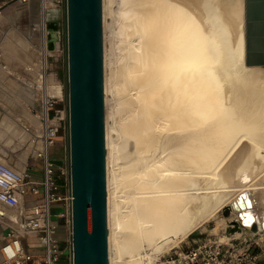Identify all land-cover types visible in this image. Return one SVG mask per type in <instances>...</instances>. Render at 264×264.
<instances>
[{
  "label": "bare ground",
  "instance_id": "6f19581e",
  "mask_svg": "<svg viewBox=\"0 0 264 264\" xmlns=\"http://www.w3.org/2000/svg\"><path fill=\"white\" fill-rule=\"evenodd\" d=\"M116 7L118 67L102 46L108 264H147L236 200L218 213L240 225L227 235L264 230V67L244 63L243 0Z\"/></svg>",
  "mask_w": 264,
  "mask_h": 264
},
{
  "label": "water",
  "instance_id": "95a60500",
  "mask_svg": "<svg viewBox=\"0 0 264 264\" xmlns=\"http://www.w3.org/2000/svg\"><path fill=\"white\" fill-rule=\"evenodd\" d=\"M64 15L71 264H108L102 1L66 0ZM243 24L244 63L264 67V0H243ZM59 39V22L46 21V49ZM238 203L219 214L238 210ZM239 228L232 220L225 232Z\"/></svg>",
  "mask_w": 264,
  "mask_h": 264
},
{
  "label": "crops",
  "instance_id": "0c3cea01",
  "mask_svg": "<svg viewBox=\"0 0 264 264\" xmlns=\"http://www.w3.org/2000/svg\"><path fill=\"white\" fill-rule=\"evenodd\" d=\"M60 15L59 9H49L47 21H53ZM37 19L36 0H0V160L15 169L25 171L28 180L37 182L36 192L15 193L17 206L0 204L4 212L0 216V246L9 239L7 233L25 219L24 209L43 197V189L39 184L41 162L34 156L35 150L40 147L37 137L39 123L34 114L37 94L32 87L38 69L37 48L41 35ZM55 107L65 108L60 96L56 99ZM49 156L55 162L66 161L67 130L64 126L58 128ZM57 182L58 192L66 193L68 186L65 178L60 175ZM63 207L62 201L52 203L51 214L57 218V222H54L57 237L62 235L65 239L67 226L64 219L57 216ZM20 240L24 250L31 255L28 262L37 264L42 259V247L36 237L20 236ZM60 260L67 263L65 252Z\"/></svg>",
  "mask_w": 264,
  "mask_h": 264
},
{
  "label": "built area",
  "instance_id": "2783aa9c",
  "mask_svg": "<svg viewBox=\"0 0 264 264\" xmlns=\"http://www.w3.org/2000/svg\"><path fill=\"white\" fill-rule=\"evenodd\" d=\"M26 1V0H21ZM37 2V24L41 29L38 44V69L35 80L32 84L37 94V106L34 114L39 123L37 137L40 140V147L35 150L34 156L41 162V178L39 184L43 189L41 200L34 202L24 209L26 217L17 224V227L10 230L0 246V264H27L31 255L24 250L20 236H35L42 247V259L37 264H59L61 255L65 252L67 263L71 264L72 249L70 238V180L68 157L64 166H56L49 156V149L53 144L56 132L66 119V107H55L57 97L49 92V86L53 83L49 80V69L47 66L50 52L46 49V16L49 9L57 8L65 12L66 0H36ZM51 82V83H50ZM56 171H59L67 182L68 190L64 194L58 192ZM37 182L28 180L25 171L15 169L0 160V204L6 206H17L15 193L26 191L36 192ZM62 201L63 210L57 216L63 218L67 226L66 238H59L56 235V225L52 220L51 204ZM4 212L0 208V216ZM61 240L63 245L61 246ZM164 264V263H163ZM166 264H264L258 260L256 253L247 246L244 249L223 246L218 242L212 250H206L205 243L197 245L170 256Z\"/></svg>",
  "mask_w": 264,
  "mask_h": 264
},
{
  "label": "rangeland",
  "instance_id": "374dc122",
  "mask_svg": "<svg viewBox=\"0 0 264 264\" xmlns=\"http://www.w3.org/2000/svg\"><path fill=\"white\" fill-rule=\"evenodd\" d=\"M112 1V2H111ZM117 2L118 0H107V6L104 9V15H103V9H102V46L106 48V53L111 56L114 60H119L117 63L114 61V66L118 67L121 62V44L116 43V40L120 38V35H115L117 30V16L116 9H117ZM115 7V8H114ZM112 11V12H111ZM209 11H211L209 9ZM114 12V13H113ZM116 12V13H115ZM59 30H60V39L58 42L57 47L50 52V59H48V69H49V80H51L53 83H58L61 85V89L57 90L58 96H60L61 101L65 104L66 107V48H65V15L64 11L61 12V15L59 16ZM116 26V27H115ZM116 28V29H115ZM115 32H114V31ZM113 31V32H112ZM116 39V40H115ZM119 41V39L117 40ZM103 48V47H102ZM121 50V51H120ZM109 52V53H108ZM38 53V48H37ZM108 70V71H107ZM103 76L105 77V73L109 72V69L103 68ZM113 101V100H112ZM110 104H114L111 103ZM105 106V105H104ZM108 111V108L104 107V114L106 115ZM104 116V120H105ZM62 125H65L66 128V119ZM67 130V128H66ZM54 163L60 167L64 166L65 160L61 162H55ZM56 178L60 177L59 171H56ZM261 172L258 174L260 175ZM215 180L212 181L211 185H213ZM217 181V180H216ZM215 181V182H216ZM221 183L225 184H231L235 183L234 180L223 178L220 181ZM234 194L231 195L233 197ZM253 207L254 210L260 215V219H264V208L263 205L259 202L257 198L253 197ZM255 200V201H254ZM53 211V209H52ZM215 212V213H214ZM212 211L210 214H207L205 217H203L197 224V227L188 233L184 237H179L178 239H175L170 245L167 246L166 250L161 253H159L157 256L153 257L151 261L147 264H166V260L169 259L170 256H176L177 253L189 250L193 247H197V245H201L205 243L206 250H212L215 245L220 242L223 244V246L228 247L229 249L233 248H241L244 249L247 246H249L252 249L253 253H256V256L259 261L264 260V230L258 231L256 233H250L246 239H242L238 236L233 235H227L225 232V221L226 219H221L218 216V213L220 210ZM231 218V217H229ZM53 222H57L56 217H52ZM204 221V222H203ZM228 237V238H226ZM62 238V235L60 236V239ZM62 261H59V264H62ZM27 264H32L31 261L27 262ZM143 264V263H141ZM146 264V263H145Z\"/></svg>",
  "mask_w": 264,
  "mask_h": 264
},
{
  "label": "trees",
  "instance_id": "16d2710c",
  "mask_svg": "<svg viewBox=\"0 0 264 264\" xmlns=\"http://www.w3.org/2000/svg\"><path fill=\"white\" fill-rule=\"evenodd\" d=\"M46 19H47V16H46ZM54 20L59 21V18H55ZM60 261H61V260H60ZM62 264H65V263H62Z\"/></svg>",
  "mask_w": 264,
  "mask_h": 264
}]
</instances>
